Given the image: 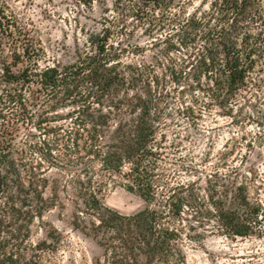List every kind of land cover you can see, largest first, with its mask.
I'll return each mask as SVG.
<instances>
[{
  "label": "trees",
  "instance_id": "1",
  "mask_svg": "<svg viewBox=\"0 0 264 264\" xmlns=\"http://www.w3.org/2000/svg\"><path fill=\"white\" fill-rule=\"evenodd\" d=\"M186 1L120 7L165 45L168 65L126 63L129 51L106 32L89 38L95 52L76 63L41 67L44 51L0 0V264H55L62 236L36 241V227L68 205L73 229L96 243L103 264H186L187 243L264 238V206L226 161L239 132L228 133L223 163L208 173L167 134L176 105L195 126L229 120L250 152L264 147V110L255 115L251 99L264 68V0H204L193 14ZM116 179L144 210L106 206Z\"/></svg>",
  "mask_w": 264,
  "mask_h": 264
},
{
  "label": "rangeland",
  "instance_id": "2",
  "mask_svg": "<svg viewBox=\"0 0 264 264\" xmlns=\"http://www.w3.org/2000/svg\"><path fill=\"white\" fill-rule=\"evenodd\" d=\"M126 0H6L11 12L18 21L30 30L36 45L42 48L41 67L58 65L60 67L74 64L79 55L94 53L95 47L89 42L92 35H110V45L120 43L129 51L126 63H148L158 66L159 62L168 65L169 53L165 45H155L144 30L123 16L120 9ZM184 2L185 0H180ZM204 0H187L183 10L188 13H200ZM122 26H124L123 29ZM173 58L180 55H171ZM255 74L259 88L253 92V111L264 110V68ZM177 107L172 106L173 119L169 121L168 136L178 135L185 147L184 155H192L201 171H213V167L221 165L225 152L224 146L231 138L229 132H236L235 138L241 146L226 161L236 166L240 174L236 176L237 184H247L252 201L264 206V147L256 145L250 152L247 143L241 140L244 134L230 121L219 120L220 125L212 126L211 118H205L200 126H195L177 115ZM258 128H250L247 139H256ZM264 136V128H262ZM264 144V142H263ZM231 148V147H230ZM211 155V162H206ZM243 155V157H241ZM206 167V168H204ZM205 169V170H203ZM224 173L225 170H222ZM245 177H248L246 180ZM120 179H118L119 182ZM117 179L110 181L102 199L106 206L123 215H134L146 208V203L137 195L120 187ZM72 206L65 211L56 210L45 216L42 228L36 227V241L47 239L48 232L62 236V243L56 252L55 264H103L102 250L94 241L86 238L81 232L73 229ZM186 264H264V238L256 236L235 241L219 235L210 237L200 244L187 243L185 248Z\"/></svg>",
  "mask_w": 264,
  "mask_h": 264
}]
</instances>
